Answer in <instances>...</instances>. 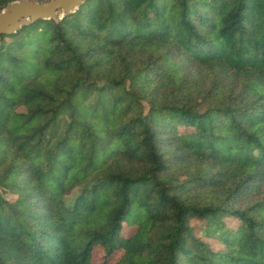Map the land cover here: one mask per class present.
I'll return each mask as SVG.
<instances>
[{
  "label": "trees",
  "instance_id": "obj_1",
  "mask_svg": "<svg viewBox=\"0 0 264 264\" xmlns=\"http://www.w3.org/2000/svg\"><path fill=\"white\" fill-rule=\"evenodd\" d=\"M0 264H264V0L0 35Z\"/></svg>",
  "mask_w": 264,
  "mask_h": 264
},
{
  "label": "water",
  "instance_id": "obj_2",
  "mask_svg": "<svg viewBox=\"0 0 264 264\" xmlns=\"http://www.w3.org/2000/svg\"><path fill=\"white\" fill-rule=\"evenodd\" d=\"M85 0H15L0 11V35L16 31L36 19H60Z\"/></svg>",
  "mask_w": 264,
  "mask_h": 264
},
{
  "label": "rangeland",
  "instance_id": "obj_3",
  "mask_svg": "<svg viewBox=\"0 0 264 264\" xmlns=\"http://www.w3.org/2000/svg\"><path fill=\"white\" fill-rule=\"evenodd\" d=\"M196 228L198 229V221H195ZM129 232H132V228L128 227L127 225L124 226V233L127 234ZM100 254V249L96 248L92 255V261L96 262L98 260Z\"/></svg>",
  "mask_w": 264,
  "mask_h": 264
}]
</instances>
